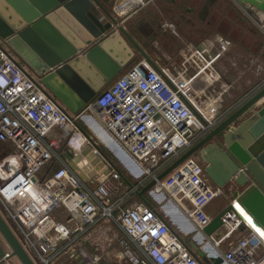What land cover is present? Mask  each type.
<instances>
[{"label":"built area","instance_id":"built-area-1","mask_svg":"<svg viewBox=\"0 0 264 264\" xmlns=\"http://www.w3.org/2000/svg\"><path fill=\"white\" fill-rule=\"evenodd\" d=\"M154 1L119 0L113 14L121 22ZM239 8L264 32L263 14ZM228 49L219 38L200 50L186 48L182 57L189 70H157L143 62L102 90L79 114L71 115L0 38V145L9 147L0 164V215L29 256L39 264H52L62 256L70 264H201L188 241L156 207L141 200L127 205L135 193L129 183H134L109 157L98 156L93 149L107 173L89 187L63 163L61 154L84 146L85 140L77 138V122L91 115L140 171L137 185L155 180L218 124L206 107L219 97L213 101L205 91L217 88L218 74L212 66ZM261 71L264 68L257 66L256 72ZM199 78L204 82L198 85ZM62 139L68 144L59 149ZM56 159L59 165L53 164ZM127 188L131 192L120 195ZM152 189L154 195L167 197L204 236L205 244L216 245V251L226 244L224 252L218 251L225 264H264V239L257 229L264 230L253 224L232 196L222 210L233 207L222 217L219 238L216 233L203 234L212 219L207 207L222 189L210 181L199 158H186ZM235 203L251 218L250 227L240 219ZM235 233L240 237L230 241Z\"/></svg>","mask_w":264,"mask_h":264},{"label":"water","instance_id":"water-1","mask_svg":"<svg viewBox=\"0 0 264 264\" xmlns=\"http://www.w3.org/2000/svg\"><path fill=\"white\" fill-rule=\"evenodd\" d=\"M232 1L249 12L250 8H254L264 15V0ZM102 15L107 20H101ZM119 33L144 54L99 0H0V38L28 64L63 106V110L73 115L79 114L103 90L102 85L92 84L85 68H81L82 63L89 61L96 70L103 72L106 80L109 79L118 68L103 49L109 40L118 38ZM77 53H83L85 57L77 58ZM105 67L108 73L103 71ZM263 100L264 86L232 114L200 135L191 148L157 175L155 180L140 190L128 182L139 200L151 207L148 197L154 195L152 187L156 181L164 179L186 158L194 156L204 165V172L216 187L223 189L229 183L237 187L232 197L252 218L253 224L264 230V102L257 109L258 103ZM92 122L111 138L95 119ZM93 138L98 141L96 137ZM90 146L87 150L94 149L98 156L107 157L97 144ZM76 156L71 151L63 154L68 165L79 171L73 161ZM80 176L83 177L81 172ZM229 210H233L230 205L212 217L203 234L209 236L217 233L225 211ZM0 235L11 251L3 258L4 253L0 248V264H9L12 259H17L20 264H35L1 215ZM188 246L206 264H225L218 251L213 256L206 255V246H211L209 242L200 248L195 242L188 241Z\"/></svg>","mask_w":264,"mask_h":264},{"label":"crops","instance_id":"crops-1","mask_svg":"<svg viewBox=\"0 0 264 264\" xmlns=\"http://www.w3.org/2000/svg\"><path fill=\"white\" fill-rule=\"evenodd\" d=\"M99 1L102 2L103 6L106 7L107 10L113 13V9L119 0H99ZM160 1L164 3L165 5V6H162V9L160 10V13H159L160 15H156L150 11L149 12L144 11L145 13L142 12V14H139L130 19L121 21L119 23V25H121L123 29L127 31L128 34L133 38V40H135L136 44L138 45V47L142 50L144 54L139 52L122 34L119 33L118 38L109 40L106 43L105 48L103 49L105 51V54L110 58L113 65H115L118 68L117 71L109 79L106 80L103 72L96 70L90 64L89 61L85 60L82 63L81 68H85L86 76H88L91 79L92 84L96 86L102 85L103 90L107 89L111 87L113 84H115L117 81L122 79L135 66L143 62L146 63L148 66L154 69H157V70L158 69L164 70L165 68L169 69L173 67H182L185 70H189V67L187 66V64L184 61V58L182 57V54L185 51V49L188 47H193L196 50H200L204 48L210 40L214 39V37L223 39L224 42L227 44L228 48L229 49L231 48L232 42L228 38H225L220 35H216L208 39L206 38L196 44L192 42L191 43L185 42L184 38L180 37L178 33H172L174 35L172 36L170 32H168L169 28L167 24L170 20H171L170 22L174 23V20L170 17L171 19L169 21L166 18L168 22L164 21L165 19L163 15L166 13L168 14V10H169V12L171 13L173 11L174 13H177L178 21L175 24H178L179 21L180 23L187 24V25L194 24L196 20L199 21V23L205 22L207 13H209L210 8L214 5V0H160ZM233 4L238 9H240L238 5H236L235 3ZM163 7H164V10H163ZM95 11L96 12L99 11L97 7H95ZM101 20H107V19L104 17V15H102ZM207 23H210V22H207ZM172 29L174 32V27ZM113 30H115V32H118L117 28H114ZM3 41L5 42L8 49L14 52L16 57L27 68L28 73L40 82L39 77L28 66V64L14 50H12V48L6 43L5 40ZM44 41L49 45V43L45 39ZM256 50L257 52L255 54H258V56L260 57V60L264 62V39L259 40L257 42ZM77 56H82L83 58L85 57L83 53L82 54L77 53L76 57ZM221 58L218 59L217 62L212 66V67H215L214 70L218 73H220V71L217 70L216 64L218 63L219 60H221ZM106 68L107 67H105L103 71L105 73H108L109 71H106ZM263 72L264 71H262V73ZM196 82L198 84H202L204 81L202 78H199V80ZM263 82H264V79L258 83L257 89L260 87V85ZM47 91L51 95L52 99L57 103V105H59L62 109H64L63 106L55 99L52 93L48 89ZM263 102L264 100L258 103L257 109H260ZM85 121L88 123L90 130L99 140V142L103 144L104 146H108L107 148H110L112 150V148H114V143L107 137V135H105L103 131H101V134H100L96 130V128L93 125H91L92 122H90L89 120H85ZM86 145H84V148H87ZM81 155L82 154L80 153L78 154L77 152V156L73 160L74 163L79 168V171L83 175L81 179L87 186L89 187L95 186L96 184L101 182V180L105 177L107 173L106 166L103 163V161L100 160V158L91 151L89 152L88 150L85 151V155H88V160L84 159L83 157L84 154L82 156ZM123 157L124 159L129 161L127 157L125 156ZM62 161L69 167L65 159L64 160L62 159ZM159 201L157 202V205L160 206V208H162V203ZM167 205H168L169 210L165 209L164 212L161 211L163 213L161 215L169 222L171 228L178 235H180L182 238H184L187 241H193L195 242V244L201 247L206 245L205 244L206 242L204 241V236L198 235L195 232L191 224L174 207V205L170 202H168ZM209 211H210V205L207 207L208 214H210ZM184 234H186V236ZM215 236L216 238H219L218 233H216ZM0 248L2 249L4 253L3 258H6L5 255L10 254L11 252L1 235H0ZM62 257L65 258V256H62ZM62 257H59L58 259H56L52 264L57 262ZM9 264H20V263L18 262L17 259H12L9 261Z\"/></svg>","mask_w":264,"mask_h":264},{"label":"rangeland","instance_id":"rangeland-1","mask_svg":"<svg viewBox=\"0 0 264 264\" xmlns=\"http://www.w3.org/2000/svg\"><path fill=\"white\" fill-rule=\"evenodd\" d=\"M162 6H165L164 3H162L160 0H155L153 4L151 3L150 5H148L143 11L139 12L137 15L142 14V12L144 11H150L156 15H160L159 13L162 9ZM172 13L168 10V14L166 13L163 15L165 19L164 21L166 22H168L171 18L174 20V23L170 22V20L167 24V26H171L172 28L174 27V32L173 29L168 27V32H170L172 36H174L172 33H178L180 37L184 38L185 42H192L194 44L206 38L208 39L214 37L216 35L228 38L232 42L231 48L223 55L221 60H219L216 64L217 70L220 71V73L217 72V80H219L217 88H213V90L211 88H206L205 91V95L208 97L210 96V94H212L213 101L216 100V96L219 97L220 101L207 104L206 113L207 115H209L213 112L216 121L218 119V123H220L223 119L232 114L241 104L247 101L257 90L263 87L264 82L257 89L258 83L264 79V72L262 73L261 71L257 73L256 69L257 66H262L264 68V62L260 60L258 54L255 53L257 52V42L259 40L264 39V32L257 28L255 25H253L248 20V18L243 15L240 9H238L233 4L232 0H214V5L210 8L209 13H207L205 22L199 23V21L196 20L194 24L187 25L180 23L179 21L178 24H175L178 21L177 13H174V11ZM111 14L113 18L116 19L114 14ZM166 18L168 19V21ZM116 20L118 21V23H120V20ZM218 48L219 47H217V49ZM214 69L215 67H213V70ZM205 99L206 98H204V100ZM87 118L90 122H92V119H94V117L91 115H87ZM77 124V133H79V136H77V138L81 137L83 140H85L86 143L83 142L84 145L87 144L86 146L88 147L90 146L88 145V143L91 145L97 144V147L101 149V151H103V153L107 157H109L110 160L114 161L118 168L120 167L124 170L126 176L131 179L134 185L139 187V190L143 188V185H137L139 184V178L137 177H139L140 171L135 166H133L131 162L124 159L123 156H125V154H123L116 146H114V148H112L111 150L110 148H107L108 146H104L103 144H101L98 139V141H96V139L93 138V136H96L90 130L87 122L83 121L82 119H79ZM91 125L95 126L97 124L92 122ZM96 130L99 132L97 128ZM81 142L82 140L78 142V145H80ZM67 144V139H62V144L59 149L65 148ZM83 147L74 149L75 151L71 150V152L77 155L78 150L80 151ZM8 152V146L0 145V164L2 162L3 156L5 155V153ZM91 152L95 153V151L93 150ZM62 159L64 160L63 154H61V160ZM60 163L61 162L57 159L53 162V164L55 165H59ZM70 169L73 173H75L81 178L79 171L71 167ZM234 187L235 185L229 183L222 189V193L219 195V197H217L214 202L210 204L209 215H211L212 217L218 215L230 203L232 193L237 190H234ZM130 192L131 191L128 188L125 190L123 189V191L120 192V195L124 196L125 193L129 194ZM131 195L132 200L128 202V206L133 201H139L137 194L132 192ZM162 198L164 199L165 197H160V195H149L148 197L149 203L153 207H156L159 213L161 211L164 212L165 209L169 210L167 205L169 201L167 197L164 200ZM158 201L162 203V208L157 205ZM162 212L160 214H163ZM110 228L113 229L118 236H122V233L118 230L117 226L111 224ZM239 237V234L235 233L230 238V241H236V239ZM217 250L220 253L224 252L226 250V244L220 245ZM200 263L206 264L203 260H201ZM36 264L39 263L36 262ZM54 264L70 263L62 257Z\"/></svg>","mask_w":264,"mask_h":264},{"label":"bare ground","instance_id":"bare-ground-1","mask_svg":"<svg viewBox=\"0 0 264 264\" xmlns=\"http://www.w3.org/2000/svg\"><path fill=\"white\" fill-rule=\"evenodd\" d=\"M82 120L83 121H85V120H88L87 118H86V116H84V117H82ZM86 122V121H85ZM96 126V125H95ZM94 126V127H95ZM95 128H97L98 130H99V133L101 134V131H103L99 126H96ZM104 132V131H103ZM105 133V132H104ZM106 135V134H105ZM108 137V136H107ZM109 138V137H108ZM113 143H114V146H116L117 148H118V146L115 144V142L111 139V138H109ZM85 149H87V148H81V150L80 151H78V153H80V154H84V159L85 160H88V155H85V151H87V150H85ZM119 149V148H118ZM88 152H89V150H88ZM94 153V152H93ZM120 153V152H119ZM95 154V153H94ZM121 154V153H120ZM81 155V156H82ZM96 155V154H95ZM97 156V155H96ZM132 165L133 166H135L134 165V163H132ZM133 170V169H132ZM235 205H236V203H235ZM236 208L239 210V213H240V219L241 220H243L249 227H250V225L252 224V223H250L249 221H251V218L243 211V210H241L237 205H236ZM258 232V231H257ZM259 234H260V232H258ZM262 237V236H261ZM263 239H264V237H262ZM215 246L216 245H213V246H209V247H207L206 246V255H208V256H213L214 255V253H215V251H216V248H215ZM209 248V249H208ZM214 249V250H212V249ZM208 249V250H207ZM31 257V256H30ZM32 258V260L34 261V263L36 262L35 261V259L33 258V257H31ZM36 264V263H35Z\"/></svg>","mask_w":264,"mask_h":264},{"label":"snow or ice","instance_id":"snow-or-ice-1","mask_svg":"<svg viewBox=\"0 0 264 264\" xmlns=\"http://www.w3.org/2000/svg\"><path fill=\"white\" fill-rule=\"evenodd\" d=\"M251 223V221H249ZM258 232H260V235L264 237V232H261L260 229H257Z\"/></svg>","mask_w":264,"mask_h":264},{"label":"flooded vegetation","instance_id":"flooded-vegetation-1","mask_svg":"<svg viewBox=\"0 0 264 264\" xmlns=\"http://www.w3.org/2000/svg\"><path fill=\"white\" fill-rule=\"evenodd\" d=\"M236 189H237V187L235 186V187H234V190H236Z\"/></svg>","mask_w":264,"mask_h":264}]
</instances>
